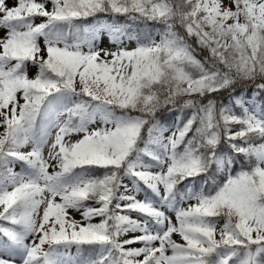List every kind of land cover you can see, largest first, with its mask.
<instances>
[{
    "label": "snow or ice",
    "instance_id": "6c2138e0",
    "mask_svg": "<svg viewBox=\"0 0 264 264\" xmlns=\"http://www.w3.org/2000/svg\"><path fill=\"white\" fill-rule=\"evenodd\" d=\"M48 3L0 0V264H264V143H253L264 140V108L236 97L238 115L208 98L237 80H264V0ZM98 13L163 31L157 41L104 23L73 36L74 21ZM101 30L115 51L95 45ZM191 39L207 50L203 60ZM184 96L200 99L184 100L191 116L165 128L163 113ZM72 134L82 135L66 141ZM239 155L248 170L214 190L188 184ZM73 247L92 255L73 256Z\"/></svg>",
    "mask_w": 264,
    "mask_h": 264
},
{
    "label": "trees",
    "instance_id": "16d2710c",
    "mask_svg": "<svg viewBox=\"0 0 264 264\" xmlns=\"http://www.w3.org/2000/svg\"><path fill=\"white\" fill-rule=\"evenodd\" d=\"M104 20L107 22L115 23L116 25H122L126 29L129 30V32H133L135 34L139 33L140 35L144 36H150L154 30H158L159 32L163 31V26L154 21H131L127 16L125 15H112V14H105V13H98L93 17L88 18H82L79 20L74 21V27H73V36L80 35L82 36L83 33L79 30L88 28L91 25H93L95 22H98L100 20ZM65 31H67V28H65ZM177 31L184 35V31L182 28H177ZM69 42H72L70 39ZM189 43L193 46V48L196 49V55L199 59H202L206 56H208V52L206 49H200L194 39L189 40ZM258 83H264V80H261L259 77L255 81L250 80H237V82L229 89L221 90L219 93L211 94L208 98L214 99L217 102V105L226 104L229 103L233 105L234 111L238 114L240 113V108L235 106L232 103V99L240 94H243L245 97H250L253 93H256V98L259 100L261 104V109L264 108V92H261L256 85ZM200 99L198 97H189L184 96L180 97L177 100V109L174 111H168L165 110L163 113V118L161 120V123L164 126H169L172 124V122L177 119L178 117L182 120H185L189 118L192 114L191 108H184L183 110L180 109L179 105H182L184 100L187 99ZM203 103H207V100H202ZM239 126H234L233 129H237ZM67 139V137H66ZM180 151L183 150V145L179 148ZM222 152L226 155H233L227 148V145L222 146ZM249 164L247 161V158L243 155L235 156L233 159V164L229 167L228 170L223 169H213L212 173L209 175H202L201 177L197 178L195 181H189L188 184L191 185L192 189L195 191H201L203 189L204 192H208L210 190H214L215 186H219L223 184L229 177V175L235 176L242 170H248ZM22 170V165L19 164V172ZM103 172L97 171L94 173V175H102ZM187 189V186L185 184L178 185V190L181 192H184ZM132 247H135L132 245ZM80 256H89L92 255L91 250L89 249H83L80 251Z\"/></svg>",
    "mask_w": 264,
    "mask_h": 264
},
{
    "label": "rangeland",
    "instance_id": "374dc122",
    "mask_svg": "<svg viewBox=\"0 0 264 264\" xmlns=\"http://www.w3.org/2000/svg\"><path fill=\"white\" fill-rule=\"evenodd\" d=\"M38 2H40V0H38ZM8 3L11 5L12 3H14V0H8ZM49 9H51V3H50V0H49V3L46 5ZM40 22H43V18H36L34 20V23H40ZM104 23H107V24H115V23H111V22H107V21H104L103 19L98 21V22H95L93 25H91L90 27L88 28H92V27H96L98 25H101V24H104ZM118 26H122V25H118ZM124 27V26H123ZM133 35H135V33L131 32ZM162 32H159L157 29L154 30V32L150 35V37L154 38L155 40L159 41L160 39V35H161ZM6 34V30L5 29H2L0 28V37H3L4 35ZM84 35V34H83ZM83 35L81 36L83 38ZM71 43V42H70ZM95 45L99 48V49H105V50H110V51H115L117 49L118 46H116L115 43L112 42V39H111V36L109 34V32L107 30H101L97 33V36H96V40L94 41ZM41 44L43 45V41L41 40ZM123 47H126L128 49H132L134 47H136V40L133 39V40H128L127 38L124 39V42H123ZM83 50L84 51H87V46L85 45L83 47ZM37 71L38 69L35 67V66H32V65H28L27 67V74L29 75L30 78L34 77L36 74H37ZM236 97H239L241 98L242 100H244L246 103H245V106L246 107H252L254 106L255 110H261V104L259 102V100L256 98V93H253L250 97H245L243 94H240ZM234 97L232 99V103L237 106L235 103H234V100L235 98ZM22 102V101H21ZM229 106L232 107L233 111H234V107L232 104H228ZM239 107V106H237ZM241 109H240V113H241ZM235 112V111H234ZM236 113V112H235ZM238 113V115L240 114ZM237 114V113H236ZM177 124V119H175L171 125L169 126H165V128L167 129H170V130H175V126ZM102 124L99 122V121H96V122H93L90 124L89 128L90 130L92 128H97V127H101ZM236 130H239V128L237 129H233V131H236ZM3 131V128L0 127V132ZM170 132L169 131H166L165 132V136L169 135ZM82 134H72L70 137H67L66 141H70V142H74L75 140L79 139L80 136ZM253 143H256V144H259V143H264V140H261V139H255L253 141ZM30 145L29 146H26L24 149V151H28L30 150ZM45 156L47 157V149H45ZM14 167V170L19 172V163H16L13 165ZM229 167L227 169H223V170H228ZM58 170L54 165L53 166H50L49 167V171L50 172H53V171H56ZM159 170V169H157ZM125 183H128V181H125ZM187 191V189L185 190ZM196 191V190H195ZM199 192V191H197ZM139 199H143V195H140L138 196ZM195 203V200H185L183 202V205L182 206H185L187 207L189 204H194ZM81 212H82V209L81 210H77V209H69V215L71 217H73L74 219L76 220H81L82 219V216H81ZM134 218H138L134 215ZM99 217H95L93 218L92 222H99ZM220 224L223 223V221H220L219 222ZM129 236L133 235V234H128ZM174 239H176L178 242H181V238L179 237V235L177 234H174L173 236ZM135 247H140L141 245L140 244H134ZM70 253L71 255L73 256H76V255H79L80 252L78 253L77 252V249L75 247H73L71 250H70ZM170 254V253H169ZM17 264H19V262L17 261Z\"/></svg>",
    "mask_w": 264,
    "mask_h": 264
},
{
    "label": "bare ground",
    "instance_id": "6f19581e",
    "mask_svg": "<svg viewBox=\"0 0 264 264\" xmlns=\"http://www.w3.org/2000/svg\"><path fill=\"white\" fill-rule=\"evenodd\" d=\"M222 2H226V0H222ZM117 46V45H116Z\"/></svg>",
    "mask_w": 264,
    "mask_h": 264
}]
</instances>
